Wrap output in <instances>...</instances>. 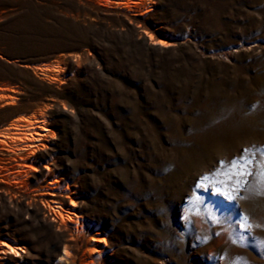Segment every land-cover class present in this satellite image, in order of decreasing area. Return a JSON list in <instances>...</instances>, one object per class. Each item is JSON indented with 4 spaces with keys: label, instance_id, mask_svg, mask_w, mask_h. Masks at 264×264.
<instances>
[{
    "label": "rangeland",
    "instance_id": "1",
    "mask_svg": "<svg viewBox=\"0 0 264 264\" xmlns=\"http://www.w3.org/2000/svg\"><path fill=\"white\" fill-rule=\"evenodd\" d=\"M132 1L0 0V131H52L0 142V240L18 264H264V0ZM69 198L79 236L47 203Z\"/></svg>",
    "mask_w": 264,
    "mask_h": 264
},
{
    "label": "bare ground",
    "instance_id": "2",
    "mask_svg": "<svg viewBox=\"0 0 264 264\" xmlns=\"http://www.w3.org/2000/svg\"><path fill=\"white\" fill-rule=\"evenodd\" d=\"M101 2L105 6L112 7V5L115 4L120 8L133 12V4H137V2L132 0H118L116 2H113L111 0H101ZM33 68L38 74L53 82L59 81L65 74V67L60 66L59 63H44L42 65H36ZM46 124L47 120L45 117H22L20 119H16V121H14L12 125L7 127L3 131H0V142L14 149L13 151H11L14 154L20 155L19 151H31V153H34V148H40L41 146H44L43 144L39 143H41L43 140L47 141L52 134V131L48 129ZM20 168L23 169L24 167L21 165ZM25 172H27V174L29 173V171ZM48 185L51 186L55 191L59 192H66V190L68 189V187L60 185L58 180L55 179H51V181L48 182ZM47 203L49 208L53 211L59 225L69 226L73 230V233L76 236H79L83 226L80 222V217L75 214L76 203L74 202V200L70 199V205L67 210H65L62 206V203L57 200H51ZM49 203H52L54 205L51 206L49 205ZM93 240L95 242L97 241L96 239ZM0 247V254L3 255V264H18V262L16 261V257H18L19 255L20 257H23V254L25 253V247L7 239L0 240ZM63 251L64 255L59 260L60 264H63L65 262L67 263L71 256L67 246L64 247ZM94 251H98L101 253L105 252V250L99 245L94 248ZM8 252L10 254H13L14 257H7L6 255ZM94 258L95 256L92 253L91 259L94 260Z\"/></svg>",
    "mask_w": 264,
    "mask_h": 264
},
{
    "label": "snow or ice",
    "instance_id": "3",
    "mask_svg": "<svg viewBox=\"0 0 264 264\" xmlns=\"http://www.w3.org/2000/svg\"><path fill=\"white\" fill-rule=\"evenodd\" d=\"M202 179L207 180L208 178H207V177H204V178H202ZM229 198H231V197H229Z\"/></svg>",
    "mask_w": 264,
    "mask_h": 264
},
{
    "label": "water",
    "instance_id": "4",
    "mask_svg": "<svg viewBox=\"0 0 264 264\" xmlns=\"http://www.w3.org/2000/svg\"><path fill=\"white\" fill-rule=\"evenodd\" d=\"M23 66H26L25 64Z\"/></svg>",
    "mask_w": 264,
    "mask_h": 264
}]
</instances>
